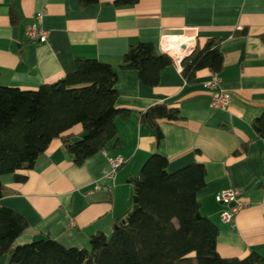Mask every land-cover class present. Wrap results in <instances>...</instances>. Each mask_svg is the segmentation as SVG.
I'll return each instance as SVG.
<instances>
[{
	"label": "crops",
	"instance_id": "crops-1",
	"mask_svg": "<svg viewBox=\"0 0 264 264\" xmlns=\"http://www.w3.org/2000/svg\"><path fill=\"white\" fill-rule=\"evenodd\" d=\"M12 1L0 0V84L37 89L73 71L77 57L95 58L112 65L117 106L131 110L128 119L116 120L119 141L83 164H76L63 141L55 138L35 167L23 171L26 181H17L13 173L1 176V206L15 209L29 223L15 245L52 238L66 247L83 248L89 247L94 233L110 234L133 208L142 165L159 153L169 159L171 172L194 162L205 165L206 184L197 199L201 213L219 227L217 251L222 257L243 260L252 250L264 255V141L251 124L264 112V42L259 36L264 33V0H139L126 7H116L114 0L87 7L78 0H14L17 24L10 21ZM41 13L49 32L45 43L25 33ZM244 28L246 35L240 32ZM164 34L192 50L210 37L220 38L223 70H200L189 84L182 66L172 63L163 69L160 84L150 87L137 70L119 66L129 47L140 41L153 42L164 53ZM214 74L231 94L224 110L211 107L206 84ZM163 99L178 106L183 119L160 120L163 138L158 141L154 131L141 124L140 115ZM81 130L76 125L67 133L80 136ZM117 156L124 164L114 186L95 189L110 168L109 159ZM229 188L242 190L249 204L228 225L220 217L225 206L215 200ZM8 259V254L1 256L0 264H8Z\"/></svg>",
	"mask_w": 264,
	"mask_h": 264
},
{
	"label": "trees",
	"instance_id": "trees-1",
	"mask_svg": "<svg viewBox=\"0 0 264 264\" xmlns=\"http://www.w3.org/2000/svg\"><path fill=\"white\" fill-rule=\"evenodd\" d=\"M80 6L100 0H78ZM139 0H114L116 7L137 4ZM13 24L19 22L14 0L10 5ZM247 34V29L240 31ZM264 42V33L259 34ZM120 67L139 73L141 82L154 87L161 82L163 69L173 63L149 41L132 44L124 53ZM221 39L210 37L182 60V75L187 83L197 73L224 68ZM117 73L111 64L95 58L77 57L75 69L56 83L37 89H21L0 84V199L5 193L1 176L13 173L26 181L23 171L35 167L55 138H60L73 161L81 165L117 139L116 120H126L131 110L117 106ZM141 124L163 138L160 120L183 119L178 106L167 100L148 107ZM264 141V112L251 123ZM82 126L80 136L67 133ZM242 148L246 150V144ZM264 161V143L262 146ZM242 150H237L238 154ZM169 159L154 153L142 165L138 187V207L110 234L94 233L89 247H66L52 238L15 245L28 230L27 219L0 203V257L9 255L8 264H264V255L252 250L245 258L222 257L217 251L219 227L200 211L197 199L206 184V167L197 162L169 171Z\"/></svg>",
	"mask_w": 264,
	"mask_h": 264
},
{
	"label": "built area",
	"instance_id": "built-area-1",
	"mask_svg": "<svg viewBox=\"0 0 264 264\" xmlns=\"http://www.w3.org/2000/svg\"><path fill=\"white\" fill-rule=\"evenodd\" d=\"M42 13L38 15L36 22L27 26L26 34L30 40L45 43L48 41L49 32L42 26ZM169 34L162 35L160 39V48L162 52L168 54L173 63L178 67L182 66V60L192 53L191 46L187 45L181 39L173 40ZM185 43V44H184ZM211 89V107L213 109H226L230 103L231 94L220 85V80L216 74L206 84ZM110 168L104 173L102 184H96L95 189L110 190L114 186V179L119 168L124 164V159L120 156L111 157ZM219 204L225 206L220 212L222 222L228 225L234 221L235 216L243 207L249 204L244 198L242 190L238 188H229L220 192L216 196ZM73 225V222L70 223Z\"/></svg>",
	"mask_w": 264,
	"mask_h": 264
},
{
	"label": "water",
	"instance_id": "water-1",
	"mask_svg": "<svg viewBox=\"0 0 264 264\" xmlns=\"http://www.w3.org/2000/svg\"><path fill=\"white\" fill-rule=\"evenodd\" d=\"M139 183H140L139 180L135 181L136 188L138 187ZM137 207H138V195L135 193L133 208H132L131 212L128 213V215L124 216V218L121 220V222L124 223L129 218V216L137 209ZM116 227H117V225H115V228Z\"/></svg>",
	"mask_w": 264,
	"mask_h": 264
}]
</instances>
